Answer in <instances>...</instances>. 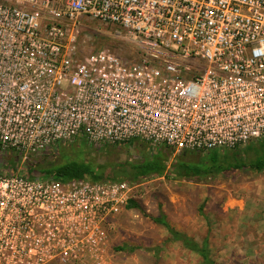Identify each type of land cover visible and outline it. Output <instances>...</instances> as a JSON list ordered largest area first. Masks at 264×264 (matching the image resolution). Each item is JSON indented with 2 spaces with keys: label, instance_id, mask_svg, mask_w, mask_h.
I'll return each mask as SVG.
<instances>
[{
  "label": "built area",
  "instance_id": "1",
  "mask_svg": "<svg viewBox=\"0 0 264 264\" xmlns=\"http://www.w3.org/2000/svg\"><path fill=\"white\" fill-rule=\"evenodd\" d=\"M115 25L134 60L95 50ZM264 139V0H0V264H110L137 184L27 176L31 159L140 140L172 158ZM19 168V167H18Z\"/></svg>",
  "mask_w": 264,
  "mask_h": 264
},
{
  "label": "rangeland",
  "instance_id": "2",
  "mask_svg": "<svg viewBox=\"0 0 264 264\" xmlns=\"http://www.w3.org/2000/svg\"><path fill=\"white\" fill-rule=\"evenodd\" d=\"M86 25L91 26L89 41L95 50L116 51L124 59L136 55L133 46L114 38L115 25L91 21ZM70 147L64 146L62 158L39 157L29 160L28 164L39 166L46 161L58 164L68 158L102 162L106 157L90 154L94 149L84 141ZM106 158L112 162L142 160L137 150L127 151L125 146L110 148ZM255 158L256 155L250 153L249 159ZM196 159L194 156L185 158L187 161ZM16 166L22 173V162L11 152L0 150V174L11 173ZM137 185L134 192L139 199L132 200H136L140 208L125 209L114 220L110 233V264H199L198 254L179 242L168 241L166 228L154 221L161 216L177 231L200 244L209 237L211 255L217 264H264V171L242 169L200 180L174 179L165 174ZM125 244L137 248L132 253L117 250ZM154 249H160L158 255Z\"/></svg>",
  "mask_w": 264,
  "mask_h": 264
},
{
  "label": "trees",
  "instance_id": "3",
  "mask_svg": "<svg viewBox=\"0 0 264 264\" xmlns=\"http://www.w3.org/2000/svg\"><path fill=\"white\" fill-rule=\"evenodd\" d=\"M125 146L127 151L135 149L140 154L142 160L138 163L131 162H112L109 161L108 154L112 147ZM122 146L103 145L91 147L92 155L105 157L102 162L95 159L85 161H76L68 158L60 161L58 164L46 161L45 164L35 166V164L26 165L25 171L28 177L41 180H55L62 183H69L74 180H86L91 182H128L138 184L144 180H149L165 174H170L174 179H205L216 177L225 173H232L238 170H249L253 172L264 171V139L251 142L243 149L232 151H213L209 153L186 152L178 155L169 164L173 152L167 147H160L154 150L147 143L135 140ZM66 148V147H65ZM64 147L53 148L48 154L42 156L49 158H62ZM71 147L69 146L70 149ZM250 153L256 155L255 159H249ZM188 156L197 157L195 161L185 160ZM112 166H109V165ZM12 172L18 173V166L12 169ZM140 208L136 200L129 201L126 209ZM203 211L201 207L200 212ZM154 221L166 228L169 233L168 241L179 242L183 247L199 255V264H217L212 258L209 247V237L203 243H198L194 238L177 231L167 221L165 216L154 218ZM137 247L124 246L118 247V251L134 252ZM160 249L154 253L158 255Z\"/></svg>",
  "mask_w": 264,
  "mask_h": 264
}]
</instances>
